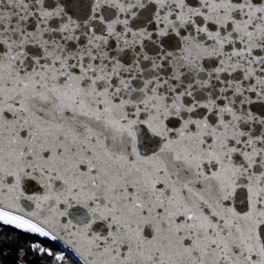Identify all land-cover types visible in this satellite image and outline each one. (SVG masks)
Returning <instances> with one entry per match:
<instances>
[{
  "label": "snow or ice",
  "instance_id": "6c2138e0",
  "mask_svg": "<svg viewBox=\"0 0 264 264\" xmlns=\"http://www.w3.org/2000/svg\"><path fill=\"white\" fill-rule=\"evenodd\" d=\"M0 264H264V0H0Z\"/></svg>",
  "mask_w": 264,
  "mask_h": 264
}]
</instances>
